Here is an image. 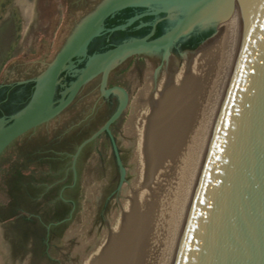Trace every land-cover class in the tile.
Segmentation results:
<instances>
[{
	"label": "water",
	"instance_id": "obj_1",
	"mask_svg": "<svg viewBox=\"0 0 264 264\" xmlns=\"http://www.w3.org/2000/svg\"><path fill=\"white\" fill-rule=\"evenodd\" d=\"M153 2L107 0L78 26L35 80L25 107L9 119L0 120V156L14 141L54 120L96 66L104 65L105 76L123 57L140 50H166L191 28L185 23L152 43H132L96 58L68 98L57 105L58 79L98 37L104 21L117 10L150 6ZM255 11L177 264H264V0L258 1ZM230 12L226 11L220 20L228 19ZM127 104L125 95L104 127L78 148L72 162L74 173L81 150L102 133H109ZM112 145L116 153L114 142ZM117 164L121 167L118 155Z\"/></svg>",
	"mask_w": 264,
	"mask_h": 264
},
{
	"label": "bare ground",
	"instance_id": "obj_2",
	"mask_svg": "<svg viewBox=\"0 0 264 264\" xmlns=\"http://www.w3.org/2000/svg\"><path fill=\"white\" fill-rule=\"evenodd\" d=\"M258 1L236 0L213 36L140 95L137 177L105 236L112 250L87 264H177Z\"/></svg>",
	"mask_w": 264,
	"mask_h": 264
},
{
	"label": "rangeland",
	"instance_id": "obj_3",
	"mask_svg": "<svg viewBox=\"0 0 264 264\" xmlns=\"http://www.w3.org/2000/svg\"><path fill=\"white\" fill-rule=\"evenodd\" d=\"M54 1L50 10L40 13L44 0H0V84L16 62H29L35 54L49 60L56 54L61 18ZM138 99L133 96L117 136L121 167L111 153L105 169L87 173L81 162L78 169L84 172L72 175L73 161L65 157L59 161L56 147L49 144L45 156L43 145L28 153L33 147L23 151L26 144L21 142L4 153L0 158V264H87L108 245L109 225L119 218L124 196L137 177ZM105 249L97 263L112 250Z\"/></svg>",
	"mask_w": 264,
	"mask_h": 264
},
{
	"label": "flooded vegetation",
	"instance_id": "obj_4",
	"mask_svg": "<svg viewBox=\"0 0 264 264\" xmlns=\"http://www.w3.org/2000/svg\"><path fill=\"white\" fill-rule=\"evenodd\" d=\"M51 1L54 0L47 2L44 0L40 6V13L50 10ZM106 1H54L61 18L56 54L78 26ZM153 1L150 6L117 10L104 21L98 37L92 41L83 55L71 61L69 68L58 79L55 91L57 105L68 98L72 87L96 58L132 43H152L178 31L185 23L191 24V28L166 50L160 52L140 50L123 57L105 76L104 65L96 66L92 76L79 88L72 102L54 120L29 131L14 141L6 151L21 142L26 144L21 148L23 151L31 150L33 147L32 152L28 153L39 151L37 146L43 145L41 154L45 156L47 152L45 146L49 144L50 147H56L59 161H62L63 157L73 161L78 148L104 127L127 95V107L109 127V133H102L81 150L75 162V173L73 171L71 173L79 175L84 172L83 169H78L81 162L83 167H87L85 169L87 173H97L105 169L111 153L115 160L117 155L120 159L117 136L119 131L121 132L123 116L132 105L133 96L139 98L146 90L153 91L163 79V75L165 78V73L167 74L172 65H181L187 55L194 53L213 36L222 23L220 18L224 13L229 9L230 15L233 12L236 0ZM50 13L52 14V10ZM43 27L44 30L48 29V26ZM29 58V62L18 61L12 65L8 77L0 84V120L9 119L25 107L34 91L35 80L53 60L40 58L37 54ZM24 59L28 60L27 57ZM149 83L151 88L148 89ZM112 142L116 147V153ZM38 154L40 155V152ZM77 181L78 179L73 189L77 187ZM74 204L71 202L72 206Z\"/></svg>",
	"mask_w": 264,
	"mask_h": 264
}]
</instances>
